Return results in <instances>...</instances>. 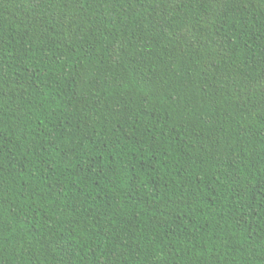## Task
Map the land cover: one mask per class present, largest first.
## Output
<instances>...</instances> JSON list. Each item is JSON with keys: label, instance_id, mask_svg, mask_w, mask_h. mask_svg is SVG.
<instances>
[{"label": "trees", "instance_id": "16d2710c", "mask_svg": "<svg viewBox=\"0 0 264 264\" xmlns=\"http://www.w3.org/2000/svg\"><path fill=\"white\" fill-rule=\"evenodd\" d=\"M0 264H264V0H0Z\"/></svg>", "mask_w": 264, "mask_h": 264}]
</instances>
